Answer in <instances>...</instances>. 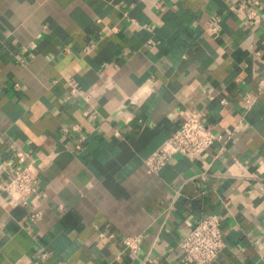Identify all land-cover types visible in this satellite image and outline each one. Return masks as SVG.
Returning <instances> with one entry per match:
<instances>
[{
  "label": "crops",
  "instance_id": "0c3cea01",
  "mask_svg": "<svg viewBox=\"0 0 264 264\" xmlns=\"http://www.w3.org/2000/svg\"><path fill=\"white\" fill-rule=\"evenodd\" d=\"M263 77L264 0H0V264H185L212 212L209 264H264ZM194 110L221 136L149 171ZM19 147L40 169L27 205L3 188Z\"/></svg>",
  "mask_w": 264,
  "mask_h": 264
},
{
  "label": "built area",
  "instance_id": "2783aa9c",
  "mask_svg": "<svg viewBox=\"0 0 264 264\" xmlns=\"http://www.w3.org/2000/svg\"><path fill=\"white\" fill-rule=\"evenodd\" d=\"M253 1L255 4L260 2V0ZM256 6L250 9L249 16L255 21H259L261 16ZM211 28L217 29L216 24ZM260 85L264 87V77L261 79ZM15 86L19 87L20 83L16 82ZM254 97L252 93L247 94V107L253 105ZM220 136L221 134L215 131L213 125L202 118L199 111L194 110L180 127L147 157L148 169L151 172L160 170L176 154L196 159ZM17 162L19 166L11 172L3 188L11 201L27 205L39 192L40 169L36 159L31 156L29 151L21 147L17 149ZM201 176L205 177V174L203 173ZM40 215L41 210L34 209L30 213L31 224H36ZM141 240L142 234L134 233L125 235L122 238V243L127 250L137 252L140 249ZM224 243L220 215L215 212L202 215L180 241L183 251L182 260L185 264H209L218 256Z\"/></svg>",
  "mask_w": 264,
  "mask_h": 264
}]
</instances>
